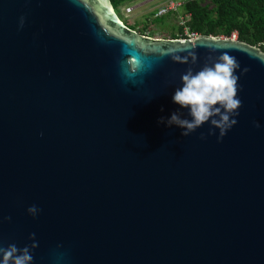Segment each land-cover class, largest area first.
Here are the masks:
<instances>
[{
    "label": "water",
    "instance_id": "water-1",
    "mask_svg": "<svg viewBox=\"0 0 264 264\" xmlns=\"http://www.w3.org/2000/svg\"><path fill=\"white\" fill-rule=\"evenodd\" d=\"M191 51L194 72L225 52L241 66L221 142L200 139L210 122L159 123L191 119L171 59ZM32 233V264H264V52L142 35L110 0H0V243Z\"/></svg>",
    "mask_w": 264,
    "mask_h": 264
},
{
    "label": "clouds",
    "instance_id": "clouds-1",
    "mask_svg": "<svg viewBox=\"0 0 264 264\" xmlns=\"http://www.w3.org/2000/svg\"><path fill=\"white\" fill-rule=\"evenodd\" d=\"M23 26L24 18L21 17L20 28ZM171 59L178 64L189 65L181 75L182 87L175 89L172 101L181 109H187L191 119L181 118L182 113L174 112L167 120L162 117L159 123L166 124L167 127H179L183 129L181 135L188 137L210 122L207 136L202 133L200 139L206 140L207 137L216 135L215 130H219L217 142H221L227 132L237 124L238 110L242 107L238 97L241 90L238 83L240 77L236 75L241 68L239 61L227 52L218 57L209 55L208 62L199 71L194 72L192 65L198 60L195 51L183 57L173 55ZM248 71V68H243L240 74L244 75ZM254 126L259 128L260 124L254 122ZM27 213L36 218L39 209L32 205L27 209ZM6 219L10 221L11 217ZM29 239L32 243L22 248L15 243H10L7 247L0 243V264H32V253L39 245L35 233H32Z\"/></svg>",
    "mask_w": 264,
    "mask_h": 264
},
{
    "label": "trees",
    "instance_id": "trees-1",
    "mask_svg": "<svg viewBox=\"0 0 264 264\" xmlns=\"http://www.w3.org/2000/svg\"><path fill=\"white\" fill-rule=\"evenodd\" d=\"M128 1L110 0L116 14L118 7ZM208 1L206 3L205 0H186L180 8L189 32L198 36L224 38H231L233 34H236L237 40L258 47L264 52V0ZM176 12L170 11L165 16L152 19L151 22L163 24L170 16L175 18ZM154 13L156 11L152 14ZM127 27L136 31L133 27ZM183 28L184 26L176 27V32L172 33L168 39H186Z\"/></svg>",
    "mask_w": 264,
    "mask_h": 264
},
{
    "label": "rangeland",
    "instance_id": "rangeland-1",
    "mask_svg": "<svg viewBox=\"0 0 264 264\" xmlns=\"http://www.w3.org/2000/svg\"><path fill=\"white\" fill-rule=\"evenodd\" d=\"M169 0H129L117 9L119 19L127 26L135 28L136 32L151 36L152 38L168 39L172 33L176 32V27L182 25V14L180 9L177 10L175 18L170 16L163 24L151 22L152 13L162 9ZM174 2H184L186 0H173ZM208 3V0H205ZM165 11L158 12L165 14ZM177 24V26H173Z\"/></svg>",
    "mask_w": 264,
    "mask_h": 264
},
{
    "label": "built area",
    "instance_id": "built-area-1",
    "mask_svg": "<svg viewBox=\"0 0 264 264\" xmlns=\"http://www.w3.org/2000/svg\"><path fill=\"white\" fill-rule=\"evenodd\" d=\"M177 6H178V5H176V4L172 3V2H170V3H168V7H164V8H162V9H160V11H165V12H168V11H171V10L175 11L176 8H177ZM160 11H159V12H160ZM159 15H162V14H159ZM181 24H182V26H184V35H186L187 38H194V37L198 36V35L195 34V33H191V32H189L188 29L186 28L184 22H182ZM231 39H236V34H233V35L231 36Z\"/></svg>",
    "mask_w": 264,
    "mask_h": 264
},
{
    "label": "flooded vegetation",
    "instance_id": "flooded-vegetation-1",
    "mask_svg": "<svg viewBox=\"0 0 264 264\" xmlns=\"http://www.w3.org/2000/svg\"><path fill=\"white\" fill-rule=\"evenodd\" d=\"M162 1V0H161ZM170 2H172V3H174V4H176V5H178L177 6V8H176V10L175 11H177L178 9H180V8H182L183 7V5H184V3L186 2V1H184V2H181L180 1V3H179V1L178 2H174L173 0H169L168 2H166V5L164 6V7H168V3H170ZM163 7V8H164ZM181 10V9H180ZM160 11V10H159ZM159 11H156V13H154V14H152L151 15V17H153V19L154 18H157V17H162V16H165L167 13H169L170 11H168V12H166L165 14H162V15H158V12ZM171 11H173V10H171ZM182 18H183V16H182ZM183 22H184V24H185V20H184V18H183ZM182 25H180V27H181ZM184 29V28H183Z\"/></svg>",
    "mask_w": 264,
    "mask_h": 264
}]
</instances>
